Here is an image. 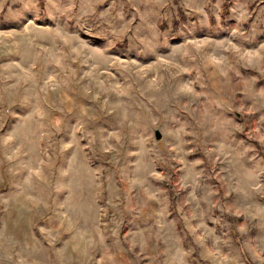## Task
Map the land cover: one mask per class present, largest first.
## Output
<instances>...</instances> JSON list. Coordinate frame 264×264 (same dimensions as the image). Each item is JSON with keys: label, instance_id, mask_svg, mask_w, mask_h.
<instances>
[{"label": "rangeland", "instance_id": "rangeland-1", "mask_svg": "<svg viewBox=\"0 0 264 264\" xmlns=\"http://www.w3.org/2000/svg\"><path fill=\"white\" fill-rule=\"evenodd\" d=\"M0 256L264 264V0H0Z\"/></svg>", "mask_w": 264, "mask_h": 264}, {"label": "crops", "instance_id": "crops-1", "mask_svg": "<svg viewBox=\"0 0 264 264\" xmlns=\"http://www.w3.org/2000/svg\"><path fill=\"white\" fill-rule=\"evenodd\" d=\"M10 255H12V252H10ZM17 255V252H16ZM0 264H18V259L17 257H7V259H3L0 256Z\"/></svg>", "mask_w": 264, "mask_h": 264}, {"label": "water", "instance_id": "water-1", "mask_svg": "<svg viewBox=\"0 0 264 264\" xmlns=\"http://www.w3.org/2000/svg\"><path fill=\"white\" fill-rule=\"evenodd\" d=\"M162 138H163L162 133H161L160 131H156V139H157L158 141H160V140H162Z\"/></svg>", "mask_w": 264, "mask_h": 264}, {"label": "trees", "instance_id": "trees-1", "mask_svg": "<svg viewBox=\"0 0 264 264\" xmlns=\"http://www.w3.org/2000/svg\"><path fill=\"white\" fill-rule=\"evenodd\" d=\"M248 263H249V264H252V262H251V261H249V260H248Z\"/></svg>", "mask_w": 264, "mask_h": 264}]
</instances>
